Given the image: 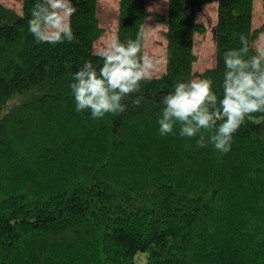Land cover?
<instances>
[{
	"label": "trees",
	"instance_id": "16d2710c",
	"mask_svg": "<svg viewBox=\"0 0 264 264\" xmlns=\"http://www.w3.org/2000/svg\"><path fill=\"white\" fill-rule=\"evenodd\" d=\"M213 1L167 0L165 17L119 0L114 54L94 51L98 0H68L48 38L49 0L0 3V264H264V20L217 0L215 64L194 72Z\"/></svg>",
	"mask_w": 264,
	"mask_h": 264
},
{
	"label": "rangeland",
	"instance_id": "374dc122",
	"mask_svg": "<svg viewBox=\"0 0 264 264\" xmlns=\"http://www.w3.org/2000/svg\"><path fill=\"white\" fill-rule=\"evenodd\" d=\"M56 12V21L53 25H46L45 36L48 38L67 26L69 16L68 0H49ZM6 7L21 13L22 0H0ZM146 10L150 14L159 13L166 17L167 0H146ZM254 26L264 20V5L262 0H255ZM217 0L205 6L197 14V19L206 26L205 34H196L194 52L197 61L194 63V72L201 73L215 64V33ZM119 0H98L97 17L104 34L94 43V51L98 54H114L116 51V36L118 28ZM166 26L156 23L150 16L144 26V54L143 75L158 77L165 72L166 40L164 33ZM256 48L264 55V36L258 39ZM198 78L193 83H198ZM142 254H138L135 264H140Z\"/></svg>",
	"mask_w": 264,
	"mask_h": 264
}]
</instances>
